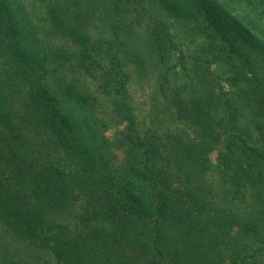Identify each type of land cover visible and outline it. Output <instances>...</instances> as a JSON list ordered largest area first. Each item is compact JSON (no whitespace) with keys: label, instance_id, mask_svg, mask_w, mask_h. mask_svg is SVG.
I'll list each match as a JSON object with an SVG mask.
<instances>
[{"label":"trees","instance_id":"obj_1","mask_svg":"<svg viewBox=\"0 0 264 264\" xmlns=\"http://www.w3.org/2000/svg\"><path fill=\"white\" fill-rule=\"evenodd\" d=\"M0 264H264V0H0Z\"/></svg>","mask_w":264,"mask_h":264},{"label":"rangeland","instance_id":"obj_2","mask_svg":"<svg viewBox=\"0 0 264 264\" xmlns=\"http://www.w3.org/2000/svg\"><path fill=\"white\" fill-rule=\"evenodd\" d=\"M138 85H139V84H137V83H136V86H135V84H134V85H133V89L136 90V89L138 88ZM144 85H145L146 87L149 86L148 83H145ZM136 95H137V98H138V97L140 98V96H142V91H141V90H137V91H136ZM143 99H144V98H142V100H143Z\"/></svg>","mask_w":264,"mask_h":264}]
</instances>
